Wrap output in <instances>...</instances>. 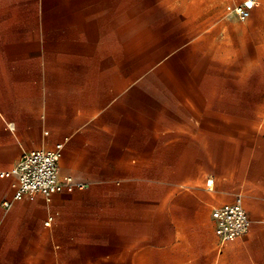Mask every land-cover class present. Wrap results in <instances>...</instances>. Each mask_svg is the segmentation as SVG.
<instances>
[{"label": "crops", "instance_id": "obj_1", "mask_svg": "<svg viewBox=\"0 0 264 264\" xmlns=\"http://www.w3.org/2000/svg\"><path fill=\"white\" fill-rule=\"evenodd\" d=\"M23 1L0 0V172L61 144L59 177L85 187L14 200L16 177L0 178V264L108 256L112 224L138 222L126 195L150 181L158 249L183 233V264H264V0L236 37L242 64L239 40H210L198 12H167L176 0H70L71 40L60 12L47 25L41 0ZM136 16L150 18L128 25ZM237 196L251 224L223 242L211 212Z\"/></svg>", "mask_w": 264, "mask_h": 264}, {"label": "rangeland", "instance_id": "obj_2", "mask_svg": "<svg viewBox=\"0 0 264 264\" xmlns=\"http://www.w3.org/2000/svg\"><path fill=\"white\" fill-rule=\"evenodd\" d=\"M241 0H186L174 2L167 12H198L199 14L193 19L198 23H204L207 20V26L209 31L203 35L208 36L210 40H228L233 35V40H239V62L240 64L246 63V47L245 41L241 45V39L236 37H242L245 35L247 21H240L234 15V7ZM128 4L130 2H127ZM42 12H48L46 17V24H55V18L52 16L53 12H60L61 17L59 23L63 26L64 40H71V33H65L69 26L73 24V12H71L70 0H41ZM132 4V3H131ZM15 5L20 7V10H26V1L15 0ZM139 5V4H138ZM137 5V8H138ZM151 2L147 1L143 3V14L150 13ZM162 5L159 3L158 12H162ZM154 9L156 3L154 2ZM203 12H212L209 17L201 16ZM113 15V12H112ZM114 16H112V19ZM149 16L139 17H127L128 25L137 24L143 20H149ZM138 22V23H139ZM217 26V27H216ZM220 26V27H218ZM236 26L237 29L230 27ZM232 30H238L242 33H232ZM142 34L132 32V29L128 27L127 39L128 41L134 40V37H140ZM128 55H134L132 49H128ZM255 72H264V65L258 64V54L255 55ZM49 67V66H48ZM256 94L264 91V81L257 80L256 78ZM155 180V178H154ZM149 181V180H146ZM126 210L128 216L131 215L133 210L137 211V224L134 226L130 223L123 226L113 225L112 232L110 234V242L106 244L110 245V248L104 252H109L108 256H100V249L95 248L94 254L88 257V263L85 262L87 257L84 256H72L70 250L64 251L63 264H183L184 251L183 246L186 245L185 253L188 254V241L183 240V233L178 234L175 247L167 248L166 246L158 249L156 247L157 242L154 241V183L150 181L146 182L142 187L141 192H137L135 195H126ZM135 208V209H134ZM129 219V218H127ZM158 243H165V240H160Z\"/></svg>", "mask_w": 264, "mask_h": 264}, {"label": "built area", "instance_id": "obj_3", "mask_svg": "<svg viewBox=\"0 0 264 264\" xmlns=\"http://www.w3.org/2000/svg\"><path fill=\"white\" fill-rule=\"evenodd\" d=\"M256 5V0H243L233 11L239 20L244 21L249 18L251 10ZM61 147L62 145L58 144L54 149L39 148L25 152L9 170L0 172V178L16 177L14 200H22L32 194H41L46 200H50L55 193L71 192L74 188L85 187L84 184L75 182L72 177H59ZM2 205L9 208L10 203L6 201ZM211 216L215 234L223 242L245 234L251 224L239 196L232 203L213 208ZM51 220L52 217H49L45 224L48 225Z\"/></svg>", "mask_w": 264, "mask_h": 264}]
</instances>
